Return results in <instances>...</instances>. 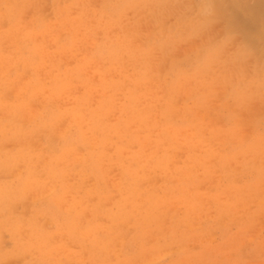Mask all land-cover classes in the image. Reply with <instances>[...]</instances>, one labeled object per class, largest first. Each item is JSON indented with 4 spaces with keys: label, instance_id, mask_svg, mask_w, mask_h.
<instances>
[{
    "label": "clouds",
    "instance_id": "clouds-1",
    "mask_svg": "<svg viewBox=\"0 0 264 264\" xmlns=\"http://www.w3.org/2000/svg\"><path fill=\"white\" fill-rule=\"evenodd\" d=\"M0 264H264V0H0Z\"/></svg>",
    "mask_w": 264,
    "mask_h": 264
}]
</instances>
